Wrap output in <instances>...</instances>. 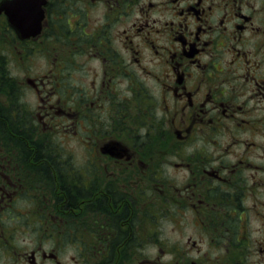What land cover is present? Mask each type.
<instances>
[{"label":"flooded vegetation","instance_id":"1","mask_svg":"<svg viewBox=\"0 0 264 264\" xmlns=\"http://www.w3.org/2000/svg\"><path fill=\"white\" fill-rule=\"evenodd\" d=\"M25 3L0 264H264V0Z\"/></svg>","mask_w":264,"mask_h":264},{"label":"rangeland","instance_id":"2","mask_svg":"<svg viewBox=\"0 0 264 264\" xmlns=\"http://www.w3.org/2000/svg\"><path fill=\"white\" fill-rule=\"evenodd\" d=\"M1 35V34H0ZM10 43L9 38H5L4 36H0V49L3 48L5 51V62L4 68L9 77H15L17 79L24 78V74L28 72L36 73L39 69V55L38 53L33 54L32 58L26 60V57H22V54L19 53L16 49L11 47H7ZM1 53V52H0ZM4 55V52H3ZM0 58H2L0 56ZM3 61V60H2ZM6 63V64H5ZM25 94H29L30 98H32L33 92L30 89L24 90Z\"/></svg>","mask_w":264,"mask_h":264},{"label":"water","instance_id":"3","mask_svg":"<svg viewBox=\"0 0 264 264\" xmlns=\"http://www.w3.org/2000/svg\"><path fill=\"white\" fill-rule=\"evenodd\" d=\"M27 1H29L30 2V9H29V11H23V12H21L20 14H23V13H25V19L26 20H28V19H30V17H31V9H32V6L33 5H36V4H39V0H24V2H23V0H1L0 1V11L1 10H4V12L6 13V15H7V19H8V21L10 22V24H13V26L15 27V29L18 31V32H24L23 30H24V28L20 25L21 24V22L18 20V16H19V13L18 12H15L14 13V16H13V19H11L10 17H11V12L9 11V7L10 6H13L14 8H17L18 7V5H19V2L20 3H23V4H25L26 5V3L25 2H27ZM24 9H25V7H24ZM20 11V10H19ZM38 29H36L35 31H37ZM24 36H26V35H20V37L21 38H23Z\"/></svg>","mask_w":264,"mask_h":264},{"label":"trees","instance_id":"4","mask_svg":"<svg viewBox=\"0 0 264 264\" xmlns=\"http://www.w3.org/2000/svg\"><path fill=\"white\" fill-rule=\"evenodd\" d=\"M7 78H9V76L7 75L6 70L4 68L2 58H0V87H2V88L6 87L5 80ZM2 90H4V89H0L1 92H2Z\"/></svg>","mask_w":264,"mask_h":264}]
</instances>
